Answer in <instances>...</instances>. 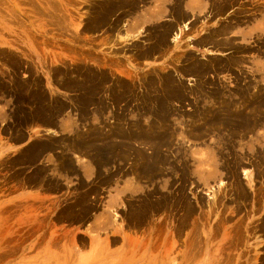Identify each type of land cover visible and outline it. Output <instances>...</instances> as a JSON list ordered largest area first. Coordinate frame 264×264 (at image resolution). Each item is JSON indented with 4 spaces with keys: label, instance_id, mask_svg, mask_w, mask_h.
<instances>
[{
    "label": "rangeland",
    "instance_id": "obj_1",
    "mask_svg": "<svg viewBox=\"0 0 264 264\" xmlns=\"http://www.w3.org/2000/svg\"><path fill=\"white\" fill-rule=\"evenodd\" d=\"M181 2L0 0V264H264V0Z\"/></svg>",
    "mask_w": 264,
    "mask_h": 264
},
{
    "label": "crops",
    "instance_id": "obj_2",
    "mask_svg": "<svg viewBox=\"0 0 264 264\" xmlns=\"http://www.w3.org/2000/svg\"><path fill=\"white\" fill-rule=\"evenodd\" d=\"M188 1H190V0H182V2L180 4L181 5H192L191 3H188ZM185 22L186 21H181L179 23H176L175 26H174V30L177 29V26H181ZM170 41H171V36H170ZM140 47L142 48L141 51L137 52L138 54H136L137 56H135V59L137 61H139V65L140 66L141 65L142 66H149V65H155V64H158V63H164L165 62L166 57H167V54L165 52L158 51L156 49H150L149 48V43L145 42V41H144V43H142V45ZM121 58L122 59H124V58L127 59L126 57H121ZM61 123L62 122L59 120V122H57L56 124L60 126ZM34 127L35 126H31L30 130H32Z\"/></svg>",
    "mask_w": 264,
    "mask_h": 264
},
{
    "label": "water",
    "instance_id": "obj_3",
    "mask_svg": "<svg viewBox=\"0 0 264 264\" xmlns=\"http://www.w3.org/2000/svg\"><path fill=\"white\" fill-rule=\"evenodd\" d=\"M42 126L45 127V128L57 129V127L55 125H53V124H42Z\"/></svg>",
    "mask_w": 264,
    "mask_h": 264
},
{
    "label": "bare ground",
    "instance_id": "obj_4",
    "mask_svg": "<svg viewBox=\"0 0 264 264\" xmlns=\"http://www.w3.org/2000/svg\"><path fill=\"white\" fill-rule=\"evenodd\" d=\"M183 27H185V24L183 25ZM177 31H180V28H178ZM177 37H178V32H175V35H174L173 39L177 38Z\"/></svg>",
    "mask_w": 264,
    "mask_h": 264
}]
</instances>
